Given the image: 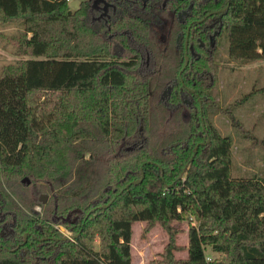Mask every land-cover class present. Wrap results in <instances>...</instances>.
<instances>
[{
	"label": "trees",
	"instance_id": "obj_1",
	"mask_svg": "<svg viewBox=\"0 0 264 264\" xmlns=\"http://www.w3.org/2000/svg\"><path fill=\"white\" fill-rule=\"evenodd\" d=\"M227 3L194 0L184 23L141 0H0V23L23 24L14 43L31 56L0 72V264H132L138 221L168 234L149 264H264L262 240L234 219L232 139L212 122L219 39L230 60L264 59V0H230L215 34L206 14ZM191 20L186 65L177 38ZM206 246L223 258L207 262Z\"/></svg>",
	"mask_w": 264,
	"mask_h": 264
},
{
	"label": "rangeland",
	"instance_id": "obj_2",
	"mask_svg": "<svg viewBox=\"0 0 264 264\" xmlns=\"http://www.w3.org/2000/svg\"><path fill=\"white\" fill-rule=\"evenodd\" d=\"M72 10H76L83 0H68ZM25 32L22 23H0V72L8 64L31 57L18 53L14 40ZM31 33L28 34V37ZM184 43V40H182ZM216 51L218 65L215 93L219 97L222 109L212 116V122L222 135L232 139V175L234 191L240 194L235 201L234 219L243 224L255 239H261L264 245V217L254 216L258 202L264 204V59L252 62L230 60L227 56V34H222ZM245 98V99H244ZM231 108L230 112H227ZM227 110V111H226ZM255 186H258L256 188ZM264 213V210L262 211ZM77 216H70L75 220ZM256 222L258 228H253ZM262 221V222H261ZM182 230L177 235V243L188 245V223L174 222ZM65 236H72L71 231L62 224H55ZM146 222L133 224L132 264H149L153 259H161L168 234L156 224L150 231H145ZM99 248L100 237L95 239ZM206 261L212 262L223 258L210 246L205 247ZM141 253L144 256H141ZM178 258H187L186 249L177 251ZM148 262V263H147Z\"/></svg>",
	"mask_w": 264,
	"mask_h": 264
},
{
	"label": "flooded vegetation",
	"instance_id": "obj_3",
	"mask_svg": "<svg viewBox=\"0 0 264 264\" xmlns=\"http://www.w3.org/2000/svg\"><path fill=\"white\" fill-rule=\"evenodd\" d=\"M227 1H228V3L225 6H220L219 8L214 9V10H212L206 14V17L211 16L213 13L216 14V15L214 14L215 16L211 17V20L209 22L210 27H213V26L217 27L215 29L214 33L219 32L222 28V17H223V14L225 13V10L229 7V3H230V0H227ZM141 2L144 6H146L148 4V2L149 3L152 2V3L161 4L165 8L169 7L179 17V20L183 21L184 23L187 20L186 17H189L190 15H192V10L195 6L194 0H141ZM193 21L194 20H191V22L187 26L186 38L183 39L182 34H179L178 38H177L178 46H180L182 44V40H184V45L186 47V55H187L189 46H191L192 53L194 54L193 43L189 44V31L191 28V23ZM214 35H212V36H214ZM163 37L165 38L166 36L163 34ZM211 41H212V37H211ZM145 61H146L147 65L149 66L150 65V56L149 55H147ZM76 221H77V219H76Z\"/></svg>",
	"mask_w": 264,
	"mask_h": 264
},
{
	"label": "water",
	"instance_id": "obj_4",
	"mask_svg": "<svg viewBox=\"0 0 264 264\" xmlns=\"http://www.w3.org/2000/svg\"><path fill=\"white\" fill-rule=\"evenodd\" d=\"M218 32H216L215 34H217ZM215 36V35H214ZM214 36H212V46H214ZM189 62V56L186 55V65L188 64ZM185 68V67H184ZM170 92V87L164 91L163 93V96L162 98L165 99L168 95V93ZM188 166V164L186 165V167ZM144 178V173L142 175V178L140 180H136L135 183H140L142 181V179ZM24 182H30V180L26 177L23 179ZM130 184H128L129 186ZM40 200L41 202L43 203H46L48 201V195L47 194H42L41 197H40ZM108 205H101L100 208H103V207H107ZM96 210V208H93L91 210V212H94ZM73 212H79L81 213V210L80 209H75ZM72 215V212L65 218L67 221H70V216ZM88 216V215H87ZM77 218H75L74 221L72 222H75ZM78 235H72V236H65L63 239L67 240V239H75L77 238Z\"/></svg>",
	"mask_w": 264,
	"mask_h": 264
},
{
	"label": "built area",
	"instance_id": "obj_5",
	"mask_svg": "<svg viewBox=\"0 0 264 264\" xmlns=\"http://www.w3.org/2000/svg\"><path fill=\"white\" fill-rule=\"evenodd\" d=\"M38 210H41V207H37Z\"/></svg>",
	"mask_w": 264,
	"mask_h": 264
},
{
	"label": "crops",
	"instance_id": "obj_6",
	"mask_svg": "<svg viewBox=\"0 0 264 264\" xmlns=\"http://www.w3.org/2000/svg\"><path fill=\"white\" fill-rule=\"evenodd\" d=\"M188 252V251H187ZM148 263V262H147Z\"/></svg>",
	"mask_w": 264,
	"mask_h": 264
}]
</instances>
